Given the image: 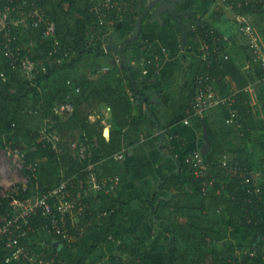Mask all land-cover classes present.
<instances>
[{
  "label": "trees",
  "instance_id": "16d2710c",
  "mask_svg": "<svg viewBox=\"0 0 264 264\" xmlns=\"http://www.w3.org/2000/svg\"><path fill=\"white\" fill-rule=\"evenodd\" d=\"M119 1L121 4L126 2L129 13H137L138 18L147 11L146 0ZM1 4L4 6L6 3L1 2ZM99 4L96 3V0H43L42 6H44L47 17L56 23V38L63 45L70 48L73 55L71 58H67L64 63L53 65L47 73H40L34 80H29L20 69L14 68L10 64L4 55V36L0 35V130L5 127L7 122H9L8 124L11 122L14 131L26 132L32 142L27 147L28 149L23 152L25 171L31 178L28 183V191L26 193L21 191L16 194L18 197L31 196L32 186L36 185V175L33 171L27 169V166L32 164L35 167L36 174L42 170L36 162V152H31V149L36 146L35 142L40 139L39 131L41 127H44L45 120L53 124L50 130L57 132L61 138L58 144L46 143V140L40 141V150L43 151L49 161L59 164L60 169L64 170V178L81 174L85 180V175L82 173L85 167L92 166V171L94 167L96 170L105 167L110 170L109 173L115 171L117 166L115 165L113 168L110 167L112 169H109L108 163L113 160L111 157L114 154L122 150V138L133 116L134 101L141 98L149 103L148 93L152 90L145 91L139 80L144 70L148 71L145 76L147 83L151 84L158 80L159 68L150 47L147 44L144 70L140 71L129 66L125 56L139 39L127 42L121 54L119 50L122 45H114L110 41L113 35L110 34L112 28L109 24L111 22L117 23L122 11L114 9L107 19L106 27L100 28L95 23L97 17H99L96 11ZM228 4L232 6L231 8L236 13L235 15L232 14L234 20L239 13L246 14L249 17L256 15L257 18H262L264 14V0H258L256 8L251 3L247 5L243 3L242 6H238V0H230ZM131 14L128 15L131 16ZM169 16L180 24L178 20L182 17L177 13L172 12ZM148 18L151 19L150 11H147V14L143 17V23ZM197 19H200L209 31L216 30L215 36H224L218 33L220 30L212 22L207 21L203 14L197 12L192 13L187 18L189 39H197V33L190 29V23ZM251 22L254 24L252 20ZM262 23L263 21L260 19L257 25L260 27ZM21 32H18L19 35L14 45L20 46L23 54H29L37 59L52 49L54 39L46 36L45 26L36 29L28 28L23 34H20ZM203 37L207 42L213 44L212 34L203 33ZM103 40H106L107 46L104 45ZM114 47L121 57L119 63L114 62L111 64V69L102 70L98 60L103 57L110 58ZM229 56V59H225L224 54H216L214 58H209V61H204L203 58L192 55L190 74L193 79L190 82L191 86L187 85L188 89L185 91L192 93L189 96L190 98L187 97L183 100L185 96L182 97L183 99L180 102L181 112L176 111L166 124L161 123L154 109L155 107L150 109L151 115L149 113L145 114V119L150 121L154 127L156 126L154 119L160 124L162 133L159 137H165L167 132L164 130L171 128L186 117L184 111L195 98L198 89V76L201 72L208 71L217 78L216 88L220 86L223 95L235 89H243L254 81L264 83V72L259 65L253 62L252 58V66L255 71L251 76H245L237 60L231 55ZM209 62H211V66L207 69ZM83 66L85 72H81ZM87 67H89V76L86 73ZM159 91L164 94L161 90ZM187 99L189 102L185 103L184 101ZM163 101L164 103L167 102V94ZM249 101L248 93H240L233 107H222V114L225 125L231 128H233L232 125L236 127L240 136L239 139L244 142V147L240 148L242 154L229 158L231 160L230 165L238 164L242 168H250L252 171L251 176L256 174L258 180H254L252 184L247 183V175L244 170L239 173H228L221 167V161L226 156L222 160H211L205 156L210 165V174L214 175L215 173L218 181L209 190V196L204 197L202 181L197 177L194 168L188 165L186 167L189 169L184 171L183 167L178 165L180 170L175 172L178 163L177 157L174 158L176 154L174 152L170 157L171 159L168 160L172 167L163 176L159 191L156 192L153 199L154 203H152L153 213L156 215V219L159 220V225L167 239V249L160 256L161 264H184L185 261L182 260L184 253L186 257H199L198 264H203L204 258H200L199 255H202L200 254L202 251L204 254L206 250L212 253L217 252L216 247L212 246V239L218 241L216 236L219 230L216 229V225L219 221L224 222L226 218L231 220L233 229L244 228L256 233L257 237H264V152H257L255 156L258 159L253 158V162L251 159H245L244 157V154H247V142L251 141L253 137L250 123L253 119V108ZM64 105H72L73 111L61 112L60 108ZM106 109H108L109 116L105 112ZM232 109L238 110V117L233 123H229ZM104 121H107L111 126L108 137L105 134L106 124ZM74 144H77L78 148L82 144L87 148V158L83 169L82 161L77 157L80 153L77 149H75L76 153L72 150ZM9 146L13 148L15 145L5 141L4 137L0 136V148L4 149ZM177 146L182 148V141H179ZM105 158H108L109 162L106 161L100 165L99 163ZM254 162H257V165H254ZM186 172L188 177L184 179ZM110 180L98 192L103 202H106L109 198L113 201L116 192L120 189V184H118L114 190H111L114 182ZM185 185H188L187 190L183 189ZM107 188L110 189V193L105 191ZM220 189L223 190L224 194H227V197L222 195L221 192L220 195H216ZM178 192H181L179 194L180 198L175 197ZM170 196H173L172 200H168ZM10 198L0 195V216L10 210ZM135 198L133 196L125 202H119V209L116 208L115 211L113 208H109L111 213L108 212L102 217L104 219L102 225L104 227L109 226L107 234L115 230L117 219L130 210L132 200ZM86 199L90 202V212H93L92 215L88 216L94 222H97L96 218L103 207L97 210V208L95 209L96 202L92 201V197ZM157 201H160L158 208L155 206ZM171 204L173 206L170 208L175 209V217L182 215L183 219H186V223L180 220V216L177 217L179 219L176 218L178 221L174 223L161 217L162 208ZM159 215L161 218H159ZM32 223L37 230L45 226L46 220L39 215L33 219ZM93 229L92 226L91 231ZM39 235L38 232L33 234L34 237ZM98 236L99 240L97 239L96 243L91 246V251L100 248L103 242L107 240L103 232L99 233ZM81 243L78 242L72 246H78ZM23 244L28 246L32 253H41L46 260L56 256L49 249H45L42 253L37 249L38 244L32 246L30 239L24 240ZM1 247L0 244V264H6L3 258L8 253ZM119 248H122L125 255L129 257V260L126 258V261L119 262V264H146L147 260L140 243L123 241ZM224 249L225 252L222 253V250L217 257L213 254L216 258H212L211 263L218 261V264H264V251L240 259L236 256L234 245L227 244ZM55 259H57V264H62V262H59L61 261L59 257L56 256ZM15 261L17 264L27 263L20 259L14 260L12 264H16Z\"/></svg>",
  "mask_w": 264,
  "mask_h": 264
},
{
  "label": "crops",
  "instance_id": "0c3cea01",
  "mask_svg": "<svg viewBox=\"0 0 264 264\" xmlns=\"http://www.w3.org/2000/svg\"><path fill=\"white\" fill-rule=\"evenodd\" d=\"M155 2H157V0H146L145 6L147 7V11L151 12V19L148 18L143 23L142 18V32L140 37L133 39L139 40L136 41L134 46L128 51L125 60L127 64L134 69L140 71L144 70L146 62L145 50L148 44L159 68L158 80L151 84L147 83L145 79L146 74L142 71L139 83L145 91H152L148 93V97L150 98L149 103H146L141 98L135 99L134 101L133 116L122 138V150L117 152H123L124 159H115L113 155L111 157L113 160L109 162L108 158H105L99 164L101 165L108 161L109 169H112L115 165L117 166L115 171L109 173L110 170L105 167H100L98 170L94 167L95 169L93 168L91 172L98 177L97 179L100 181H108L115 177L120 178V189L116 192L115 199L112 201V199L109 198L106 202H97L96 207H104L105 209L114 208L116 210V208L119 209V202H125L135 196L136 198L132 200L133 202L130 207L135 205L133 207L134 209H140L139 211L141 214L137 217V220L142 217L141 220L144 221L145 218L143 217H147V221L150 220L149 224L152 227L154 226V229H149V233L147 231L148 235L145 230L139 229L136 232L135 239L133 237V242L140 243L143 248L147 260L146 264H161L160 256L167 249V239L165 235H158V238L154 236L157 230L159 228L162 230V228L159 225V220L156 219V215L153 213L152 203H154L153 199L155 198L156 192L159 191L163 176L169 172V169L172 167V164L168 160L171 159L170 157H172L173 153H176L174 158L177 157L178 164L175 172H178L180 170L179 166H182L184 171L189 169L186 167L188 166L186 158L193 151L200 152L211 160H222L224 157H221L222 155L230 153L231 157L229 158L231 159L234 156L242 154L240 151L241 146H239L238 141H240V145H244V142L239 139L240 136L237 133L238 129H235V135H231L233 128L225 125L222 107L208 112L204 118H191L190 124L186 125L184 119L187 118V109L191 105L186 107L185 104L186 109L184 113L186 117L171 128L164 130L167 132L165 137H159L162 131L156 119H154L156 123L155 127L150 121L145 119V114L149 113V115H151L150 109L155 107L154 109L161 123L166 124L176 111L181 112L180 102L183 99L182 97L185 96L183 100L187 97L190 98L189 96L192 92L188 93L185 91H187V85H190L193 79L190 74V62L193 60L192 55L201 58L202 56L200 52L201 45L197 40L198 38H188V16L197 12L203 14V17L207 21L212 22V24L220 30L218 33L227 37L229 36L231 43L226 47L227 52L237 60L243 74L245 76H251L255 71L251 60L253 56L247 46V40L239 32L236 16L235 20L232 19V14L234 13L235 15L236 13L231 6H227V4L220 0H176V4L175 2L171 4L173 8H169L170 6L165 2H157L153 5ZM170 9H172V11H169ZM172 12L182 17L178 20L180 24L176 23V21L169 16ZM145 13L140 17H144L146 15ZM137 15V13L131 14V16L128 15L123 19H119L117 23L112 25L113 27L111 26L112 30H110V34L113 36L110 41L114 45H122L119 50L120 53L124 47H126V42H129V39L136 35L138 31L140 17L138 18ZM253 18L254 17L251 16L250 20L253 21ZM260 19L263 21L260 27L254 21L253 22L264 41V14ZM214 31L217 33L216 30ZM103 41L106 44V40ZM101 59L104 60L100 63L98 60L100 68H102V70H109L111 67L108 63L109 58L103 57ZM120 59L121 57L119 56V61ZM103 61L107 63L104 64L102 63ZM86 73L87 76L90 75L89 67L86 68ZM218 87V91L222 94L220 86ZM247 87H249V104L253 108V119L250 122L253 137L251 141L247 142V154H243L245 159H251L253 162V158L258 159V157L255 156L257 152H264V83L261 81H254ZM166 94L167 102L165 101L166 103H164L163 100ZM184 102L187 103L189 100L187 99ZM107 111L108 109H106L105 112L109 116ZM104 123L106 124L105 134L108 137L111 126L107 121H104ZM208 130L211 131V137H208ZM179 141L183 143L182 148L181 146H177ZM41 153L43 152H40V154ZM41 155L42 156L39 158L37 156L36 162H39L38 164H40L41 169H44L48 158L44 153ZM174 163L176 164L175 161ZM253 164L257 165V162ZM249 170L251 171L250 168ZM214 176L217 177L215 173ZM187 177L186 172L184 179H187ZM187 186L188 185H185L183 189L185 188V190H187ZM180 193L181 192H178L177 194ZM216 195H220L219 190ZM160 198L162 199L163 197ZM172 199L173 196H170L168 200ZM159 204L160 201H157L155 204L156 208L159 207ZM171 206L173 205H167L162 208L161 217L163 219L167 218L171 223L178 221L177 219L179 218L182 222L186 223L187 221L183 219L182 215L175 217V209L170 208ZM147 212L151 214L149 219L146 214ZM161 217L159 215V218ZM134 223L137 222L135 221ZM138 224L139 223H137V226ZM118 228V226L115 227V229ZM216 229L219 230L216 236L218 241L212 239V246L216 247L217 252L212 253L206 250L203 254L202 251L200 253L202 255L199 256L200 258H204L203 264H210L212 258L219 256L222 250V253H224V246L227 244L235 246L236 256L240 259L250 254L257 255L264 251V237H257L256 233L244 228L233 229L230 219L226 218L224 222L219 221L216 225ZM135 230L137 229L135 228ZM152 234L153 236H151ZM182 260L185 261L183 262L184 264H198L199 257H186L184 253L182 255ZM211 264H218V261Z\"/></svg>",
  "mask_w": 264,
  "mask_h": 264
},
{
  "label": "built area",
  "instance_id": "2783aa9c",
  "mask_svg": "<svg viewBox=\"0 0 264 264\" xmlns=\"http://www.w3.org/2000/svg\"><path fill=\"white\" fill-rule=\"evenodd\" d=\"M220 1L227 4V6L230 5L228 4L230 0ZM1 2L6 4L3 6ZM257 2L258 0H238V6H242L243 3L246 5L251 3L256 8ZM42 3L43 0H0V35L4 36V55L10 64L14 68L20 69L29 80L36 79L40 73H47L53 65L62 64L73 55L71 49L56 38V23L47 17ZM114 9L122 11L119 19H123L126 17L125 15L129 14L126 2L121 4L119 0H103L96 8L99 16L95 22L96 25L100 28L106 27L107 19ZM236 21L239 32L247 40V46L252 53L253 62L258 64L264 72V41L258 28L246 14H237ZM114 24V22H111L109 26ZM25 26L35 29L40 26L46 27V36L54 39L53 47L47 54L35 59L29 54H23L21 47L14 45L19 35L18 32ZM190 27L191 30L197 33V40L201 45L200 52L204 61H209V58H214L216 54H224L225 59H229L230 54L226 48L231 43L229 36H215V31H209L200 19L191 22ZM203 33L213 35V44L207 42L205 37H203ZM210 66L211 62L208 63L207 69ZM143 72L144 74L148 73L147 70ZM216 82L217 78L208 71H203L199 74L198 89L191 106L187 109V118L184 119L186 125L190 124L191 118H204L208 112L216 108L233 107L237 101V96L240 93H248L249 91V87H245L232 90L230 93L223 95L217 90ZM60 111L71 112L73 107L72 105H64L60 108ZM237 117L238 110L232 109L231 118L228 122L233 123ZM73 147L77 149L81 156H87V148L83 144L79 148L77 144H74ZM12 153L13 151L9 149L8 154L12 155ZM113 158L122 160L124 159V154L123 152L116 153ZM22 161V168L25 169L23 156ZM230 162L231 160L227 157L221 161V167L228 173H239L244 170L247 175V183L252 184L254 180H258L256 174L251 176L252 172L248 167L242 168L238 164L231 166ZM186 163L195 169L197 177L202 181L203 195L209 196V190L217 183L218 178L210 174L211 170L208 161L203 154L195 152L187 156ZM27 169L33 171L34 175H36L35 167L32 164L28 165ZM29 177L30 175H28ZM81 177V174L74 175L71 178L63 177L57 185L39 194L38 197L32 195L16 196L21 191L23 193L28 191L29 182L26 179L22 187L12 188L11 194L3 196L11 197L10 210L0 217V244L1 248L8 253L3 258L6 264H12L14 260L20 259L30 264H57L56 256L46 260L41 253H32L30 248L23 244L24 240L31 239L36 232L40 233V235L59 239L70 246L85 240L87 235L90 234L92 226H94V220L89 218L93 212H90V202L86 199L91 195H88L87 192L94 190L98 193L109 180L99 181L91 172L85 176V180ZM110 181L114 182L111 190H114L115 186L120 184L119 177L112 178ZM221 190L219 191L221 192ZM105 191L110 193L109 188ZM39 215L45 218L46 223L44 227L36 230L32 222ZM105 215L103 212L98 217L101 218ZM109 240H114V237L109 235ZM118 243L119 245L122 244L121 241H118ZM251 255L254 256L255 254ZM109 264L119 263L112 262Z\"/></svg>",
  "mask_w": 264,
  "mask_h": 264
},
{
  "label": "rangeland",
  "instance_id": "374dc122",
  "mask_svg": "<svg viewBox=\"0 0 264 264\" xmlns=\"http://www.w3.org/2000/svg\"><path fill=\"white\" fill-rule=\"evenodd\" d=\"M103 0H96V3H101ZM175 2V1H174ZM172 3V2H170ZM176 4V2H175ZM253 21L257 24L260 22V18H257L256 15H253ZM22 29V27H21ZM24 29V30H23ZM20 34H23L25 30L28 28L25 26L23 28ZM106 46V44H104ZM104 60L100 59L99 63ZM114 62L119 63V56L117 54V51L112 49V56L109 58L108 63L111 65ZM102 63L106 64L107 62L103 61ZM86 66V65H85ZM111 69V67H110ZM81 72H85V67H81ZM6 123L5 127H3L0 130V135L4 137L5 141L11 142L13 145H15L13 148H0V195L1 196H8L12 193V188L22 187L25 183V180L27 179L28 182L30 181V177L28 178V173L25 171V169L22 168L23 161L22 156L23 152L26 151L29 147V145L32 143L30 137L27 135L26 132H17L13 130V124ZM44 127H41L40 129V139L35 142L36 146L31 149V152H36V158L38 156L41 157L43 153L40 154V152H43L39 148V143L42 140H46V143H54L58 144L60 141V136L57 132L51 131L53 124L49 123L48 120H45V123L43 125ZM233 127V132L231 135H235L237 129L236 127ZM208 137H211V131L208 130ZM239 146L244 147V145ZM238 146V147H239ZM12 150V155L8 154V150ZM72 150L75 152V149L72 148ZM33 152V153H34ZM76 153V152H75ZM77 156V154H76ZM204 156V155H203ZM226 156L227 158L231 157L230 153H227L225 155H222L221 157ZM79 160L82 161V169L85 167V161L87 157L83 156H77ZM205 157V156H204ZM225 159V158H224ZM39 163V162H38ZM40 165V164H39ZM92 171L91 167H85L82 170V173L87 176ZM76 173V172H75ZM86 173H88L86 175ZM65 175L64 170L60 169L59 164L53 163L51 161H47V164L45 165L44 169L36 174V185L32 186V196L38 197L39 194L44 193L47 189L51 188L52 186L57 185L59 180L63 178ZM77 175V174H76ZM82 178V177H81ZM88 195H91L93 202H99L102 201L101 196L96 191H88ZM221 194L227 197V194H224L223 190H221ZM175 197H179V194L175 195ZM180 198V197H179ZM178 198V199H179ZM135 206V205H134ZM133 206V207H134ZM98 207V208H97ZM97 210L99 209V206H97ZM133 207L130 208L127 212L123 213L119 219H117L116 226H118V229H115L113 232L107 234V229L109 226H103L102 222L104 219L101 217H97V222H94V229L90 232L89 235L85 238V240L79 244L78 246H70L66 243L62 242L59 239H56L54 237H49L47 235H39L37 237L32 236L31 237V244L33 245H39L37 249H39L42 253L45 251V249H49L52 251L57 257L60 258L62 264H109L112 262L117 261L122 262L129 260V257H127L123 251L122 248H119L118 241H128L132 243L133 237L135 239L136 232L139 229L145 230V232L149 233V229H154V226L152 227L149 222L147 221V217L144 221L141 220L142 217L137 220V217L141 214L139 211L140 209H134ZM222 208V207H220ZM115 211V209L113 208ZM111 213V209H105L103 207V210H101V213ZM148 215V219L151 217V214L148 212L146 213ZM1 217V216H0ZM95 220V221H96ZM139 223L137 226V223ZM143 222V223H141ZM152 227V228H150ZM135 228L137 230H135ZM156 230V229H155ZM101 232L105 233L106 239L100 248L95 249L93 251L90 250L91 246L94 245L99 240V233ZM147 233V235H148ZM109 235H113L114 240H109ZM158 235H165L164 231H162L160 228L157 230L156 234L154 236L159 237ZM98 236V237H97ZM153 236V234L151 235ZM46 254V253H44ZM16 263V261H15ZM17 264V263H16Z\"/></svg>",
  "mask_w": 264,
  "mask_h": 264
},
{
  "label": "water",
  "instance_id": "95a60500",
  "mask_svg": "<svg viewBox=\"0 0 264 264\" xmlns=\"http://www.w3.org/2000/svg\"><path fill=\"white\" fill-rule=\"evenodd\" d=\"M172 3H174V1H176V0H170ZM157 2H165V3H167L166 2V0H157ZM157 2H155L153 5H155ZM168 4V3H167ZM169 5V4H168ZM170 7L169 8H173V6H171V5H169ZM170 11H172V9H170ZM145 14H147V11H146V13ZM142 18L143 17H140V19H139V22H138V31H137V33H136V35H134L132 38H130L129 39V41H131V40H133V39H136V38H138V37H140V34H141V32H142ZM127 43V42H126ZM126 43H125V45H126ZM158 127H159V125H158Z\"/></svg>",
  "mask_w": 264,
  "mask_h": 264
},
{
  "label": "flooded vegetation",
  "instance_id": "af4514ba",
  "mask_svg": "<svg viewBox=\"0 0 264 264\" xmlns=\"http://www.w3.org/2000/svg\"><path fill=\"white\" fill-rule=\"evenodd\" d=\"M166 2L169 4V5H171L172 3H170L171 1L170 0H166ZM170 11V10H169Z\"/></svg>",
  "mask_w": 264,
  "mask_h": 264
}]
</instances>
